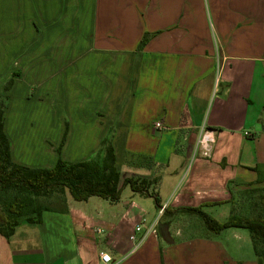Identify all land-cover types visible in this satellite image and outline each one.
Instances as JSON below:
<instances>
[{"label":"crops","instance_id":"0c3cea01","mask_svg":"<svg viewBox=\"0 0 264 264\" xmlns=\"http://www.w3.org/2000/svg\"><path fill=\"white\" fill-rule=\"evenodd\" d=\"M0 96L16 164L90 160L109 138L120 184L159 177L163 209L251 218L234 208L264 193V0H0ZM24 101L46 111L38 141ZM202 126L215 143L191 158ZM148 200L128 186L115 203L67 194L64 211L0 234V264H264L242 228L180 211L133 250L135 225L158 214Z\"/></svg>","mask_w":264,"mask_h":264},{"label":"trees","instance_id":"16d2710c","mask_svg":"<svg viewBox=\"0 0 264 264\" xmlns=\"http://www.w3.org/2000/svg\"><path fill=\"white\" fill-rule=\"evenodd\" d=\"M11 84L12 80L7 81L4 90H8ZM6 102L7 96H0V192L13 191L14 194L11 198L0 202V234L2 236L6 238L11 236L22 221L40 223L42 211L49 209L34 205V198L50 197L53 194H68L77 202L97 196L115 203L120 200L122 189L128 186L131 191L152 198L154 206L160 210V198L156 190L159 177L125 178L120 184V173L115 166L114 149L109 138L101 141L97 155L90 160L68 162L58 156L50 168H30L14 163L10 156V142L3 131ZM67 127L65 123L61 141L56 149L58 154L65 141ZM258 202L264 208V194H259ZM61 204V207L55 209L64 211V198ZM178 211L197 214L204 225L215 233L226 228L246 229L250 235L255 255L264 261V251L259 247L260 244H264L263 217L231 216L224 222H218L202 211L201 206L172 210L165 208L162 215ZM29 212L30 215H28Z\"/></svg>","mask_w":264,"mask_h":264},{"label":"rangeland","instance_id":"374dc122","mask_svg":"<svg viewBox=\"0 0 264 264\" xmlns=\"http://www.w3.org/2000/svg\"><path fill=\"white\" fill-rule=\"evenodd\" d=\"M215 69H216V71H215L216 74H218L217 64H216ZM32 89L29 90L30 91L29 94L32 93ZM27 101H31V100H27ZM34 101H37V100L34 99ZM29 103L27 104L26 101L23 102L22 114L24 115V119H26L28 122L30 121V123H32L34 125L33 129L35 130V133L38 134V135H36L37 138L35 137V139L38 141L39 136L42 134V130L43 129L46 130V128L48 127V120L45 117L46 111L45 112L34 111V109H32L31 106H29ZM30 105H34L32 101H31ZM28 106L30 107V109L28 108ZM41 106H45V104H41ZM13 194H14L13 191H8L6 193L0 192V202L2 200H6L8 198H11L13 196ZM66 195L67 194H65V195L53 194L50 197H35L34 198V205H36V206L39 205L41 208H46V209H55V208L62 206L61 203L63 202V198L65 200ZM258 199H259V194L254 195L253 197L250 198V200L247 204V207H236V208H234V214L239 215V216H244V217L245 216L246 217L259 216V217L264 218V208L261 207V205L258 202ZM148 201L150 203H152V209H153L154 205H153L152 200H148ZM28 215H30V212L28 213ZM164 221H165L164 218H162V222H161V220H159L157 228L159 227L160 223H161V225L163 223H166ZM241 230L248 233L246 229L242 228ZM206 231H208V230L206 229ZM259 247H260V249H262L264 251V244H260ZM248 248L251 250L250 244L247 245V249Z\"/></svg>","mask_w":264,"mask_h":264},{"label":"built area","instance_id":"2783aa9c","mask_svg":"<svg viewBox=\"0 0 264 264\" xmlns=\"http://www.w3.org/2000/svg\"><path fill=\"white\" fill-rule=\"evenodd\" d=\"M220 65L217 63V71L219 72ZM218 75V74H217ZM156 129H160L161 124L159 122L154 123ZM215 143V135L213 130L202 126L198 131V136L195 144L191 150V158L202 157L207 158L210 156L213 145ZM163 212V207L158 210V214L154 220L149 223H144L141 221L136 224L132 233L130 234V240L133 243V250H135L150 234L157 233V225L160 219V216ZM97 233H101L102 229L97 228L95 230ZM101 264H111L112 258L109 253L102 252L100 253Z\"/></svg>","mask_w":264,"mask_h":264}]
</instances>
